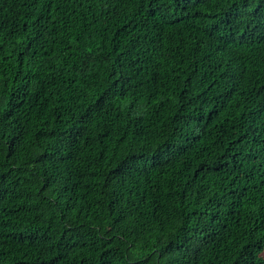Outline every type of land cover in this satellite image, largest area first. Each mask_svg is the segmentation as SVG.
I'll return each mask as SVG.
<instances>
[{
    "label": "trees",
    "instance_id": "trees-1",
    "mask_svg": "<svg viewBox=\"0 0 264 264\" xmlns=\"http://www.w3.org/2000/svg\"><path fill=\"white\" fill-rule=\"evenodd\" d=\"M0 264H264V0H0Z\"/></svg>",
    "mask_w": 264,
    "mask_h": 264
}]
</instances>
